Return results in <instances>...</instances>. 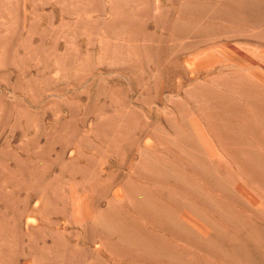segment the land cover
Masks as SVG:
<instances>
[{
  "label": "rangeland",
  "instance_id": "rangeland-1",
  "mask_svg": "<svg viewBox=\"0 0 264 264\" xmlns=\"http://www.w3.org/2000/svg\"><path fill=\"white\" fill-rule=\"evenodd\" d=\"M189 1L0 0V264H145L142 250L93 226L98 213L114 224L119 221L160 237L177 251L185 249L189 261L198 257L209 264H227L225 254L209 257L152 226L124 189L128 181L141 193L174 185L132 171L140 150L181 174L187 172L190 181L198 178L166 149L161 136L170 124L192 135L190 141L200 137L197 141L213 154L206 153L218 175L226 173L223 177L228 176L236 190L241 187L264 213V169L238 150L231 159L226 143L212 136L208 114L197 106L207 103L218 110L225 108L224 97L233 96L247 120L233 122L243 124L252 119L251 104L264 111L262 100L239 97L248 86L264 95V28L182 13ZM176 18L217 25L231 35L256 32L258 40L240 42L235 35L233 48L215 47L218 35L205 42L173 29L174 34ZM258 127L261 132L256 134L264 137V127ZM246 137L264 156V143L259 145L250 133ZM205 185L200 183L204 191ZM211 193L234 214L264 226V219L241 202L240 191L227 195L231 198L222 191ZM192 197L187 192L184 198ZM216 214L212 220L251 251L243 235ZM118 251L134 253L135 259ZM164 260L153 258L147 264H169Z\"/></svg>",
  "mask_w": 264,
  "mask_h": 264
},
{
  "label": "bare ground",
  "instance_id": "bare-ground-1",
  "mask_svg": "<svg viewBox=\"0 0 264 264\" xmlns=\"http://www.w3.org/2000/svg\"><path fill=\"white\" fill-rule=\"evenodd\" d=\"M213 1L214 0H204L203 2H198V0H192L187 2L185 5H183V3L180 11L183 10L182 13L186 11L187 13H193L197 16L199 15L200 17L203 16L207 18H219L229 22L239 23L241 25H248L250 27H253L254 29L258 27L264 28V0H232V2L222 3L218 5L213 4ZM174 21V25L173 27H171L172 30L170 28L172 32L176 30L179 33H183L185 35L199 36V38H201L200 41L205 40L206 42V40L212 38V36L218 35L219 37H221V40H219L218 44H215V47L231 46L233 48L231 42L232 39H235L233 38V36L235 35H237L235 36L236 40H239L240 42H254L255 40H258L256 32H252V34L250 36L248 35V37L242 35L243 33L239 34V32L238 34L231 35L217 25H202L201 23L197 22L184 21L180 18ZM221 27H223V25ZM200 41L198 43H201ZM195 43L191 45L193 46ZM237 61H239V59ZM244 69L248 70L247 67L243 68V70ZM254 75L260 77L261 74L257 73L256 71ZM252 87H241L242 89L239 92V97L245 100L248 99V102L250 100H262L264 102V95L259 93L255 88L254 90L251 89ZM200 90H202V92L207 95H216L209 89H201L200 87ZM203 93L201 95H205ZM217 96L218 95H216L215 97ZM221 96L222 95L220 94V97ZM224 98H226V100L223 101V103H225L226 101L225 108H221L218 110H213L211 108V105L207 103L203 105H197L202 111L208 114L206 117L208 120L207 126H209L212 136H214V138L219 137L221 141L223 140V142L226 143V145L228 146L227 150L229 149L228 155L231 159L233 158L234 160V158H236L234 157L233 152L235 150H238L239 153L243 152L244 157L247 160L249 159L254 166H262V168L264 169V156L252 149V146L246 137V133H250L253 138L259 142V145L260 143H264V137H260L261 134H256L257 128H259L258 126L262 125L264 127L263 109L255 107V103L253 106L251 104V112L253 114L251 115L252 119L247 124H243V122H240L241 124H243L241 125L240 123L233 122V119L238 118L245 120L246 114L242 104L238 101L237 98L233 96L227 95ZM221 99H223V97H221L219 101H221ZM219 120H223L224 124L218 123ZM245 121L247 122V120ZM182 124H184L182 126H185L186 123ZM170 125V129L167 126V129H169V131L167 133H163L161 136L164 138V145L166 149L173 152V154L183 165L187 166L193 171V173H195L192 174L190 172L192 175H195V177L197 175L198 178H200L199 180L197 178L195 180L191 179L190 181L188 178H186L187 169L185 170V175L181 174V172L178 171V168H171L167 164V162L163 163L159 161L160 159L151 157L149 153H147V149H145L146 152H141L140 150V152L138 153L140 156V161L136 164L134 163L135 165L133 164V167L131 166L133 168L132 171L141 177L144 176L143 178L149 181L153 182L154 179L161 178L164 180V182H170L174 185L173 187H156V189L147 188L146 193H141L131 182L128 181L125 184L122 180L125 185L124 189L132 199V203L140 208L141 212L146 215V221H148L152 226L161 230L165 234L171 235L173 239L182 241L183 243L187 242L189 244H192L194 248H196L200 252L205 253L206 255H209V257L210 255H212L217 258L225 254V257H229V259L227 260V264H257V261L254 260V258L257 257L259 261L261 260L264 264V226L254 221L248 220L244 215L234 214L224 202L218 203L212 197L211 192H213L214 190L222 191L225 192L227 196L233 194L234 192L240 191V200L241 202L245 201L244 205L246 206L247 204L249 213H251L255 217L262 219H264V213L257 209L255 200L249 198L245 194L246 192L241 187L237 189V191L236 188H234L235 184L233 186L229 179H227L228 176L227 178L223 177L226 173H221L222 176L218 175V173L216 172L215 164L212 162L213 160L210 161L208 156L206 155V153L209 154V156L213 154L206 148L205 144L197 141L198 139H200V137H197V140L192 139V141H190V137L192 135L183 133L181 130L177 129L178 126L173 127L175 124L173 126ZM255 125H258L256 131L254 130ZM191 128L192 126L190 127V129ZM186 129L188 128L186 127ZM188 131L191 130L188 129ZM158 133L160 132L158 131ZM262 135H264V133ZM204 139L207 140L205 137ZM245 162L246 161H244V164ZM237 164L241 165V163ZM201 179L203 180L200 181ZM203 181L206 184V191L202 190V188L200 187V183H202ZM187 192H191L193 194L191 201L184 198L187 195ZM115 195L116 197L119 196L121 200L119 192H116ZM189 195L190 194H188V196ZM221 199L222 198H220L219 200ZM228 201H230V199ZM112 203L109 204V208L113 207L114 203ZM214 213L218 214L221 222H225L226 225L232 226L233 228H235V230L237 229L236 231H239L243 235V240L251 244L252 250L249 251L244 247L242 248L239 244L240 242H237L238 240L234 236L229 235L223 228L220 227L218 223L213 221L211 218V214L213 215ZM108 220L109 219L105 218L101 213H98L97 215H95L94 220L92 221L94 224L93 226L98 229H102L101 232L115 235L116 241H118L119 243L127 244L132 248L142 250L143 253L140 255V260L143 259L144 262L147 260L145 264H147L148 261L153 258H161L162 260L165 259L166 262L169 261V264H209L207 262H202L198 257H195L194 261H189L184 258L186 253L184 251L185 249H180L177 251L174 247L166 245L164 240L160 237L153 236L146 232L144 234L140 233V230L138 228H130L119 221L117 223L115 222L114 224L110 220ZM110 222L112 224H110ZM201 228L206 231V234L201 231ZM197 242L199 243V247L196 246ZM224 244H227L226 248L224 247ZM118 253L119 255L122 253L121 255H124V257L128 258V260L132 258L135 259V257L133 256L134 253L131 254L125 251H122L121 253L118 251Z\"/></svg>",
  "mask_w": 264,
  "mask_h": 264
}]
</instances>
